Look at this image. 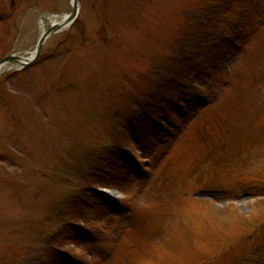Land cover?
<instances>
[{
    "label": "rangeland",
    "instance_id": "1",
    "mask_svg": "<svg viewBox=\"0 0 264 264\" xmlns=\"http://www.w3.org/2000/svg\"><path fill=\"white\" fill-rule=\"evenodd\" d=\"M78 1L0 75V264H264V0ZM70 9L0 0V60Z\"/></svg>",
    "mask_w": 264,
    "mask_h": 264
},
{
    "label": "bare ground",
    "instance_id": "2",
    "mask_svg": "<svg viewBox=\"0 0 264 264\" xmlns=\"http://www.w3.org/2000/svg\"><path fill=\"white\" fill-rule=\"evenodd\" d=\"M52 20H57V18H52ZM58 21H59V20H58ZM45 28H46V27H45L44 25L41 26V33L45 31ZM32 55H33V54H32V50H31V51H29L28 53H26V56H25V57L29 59V58H31Z\"/></svg>",
    "mask_w": 264,
    "mask_h": 264
},
{
    "label": "trees",
    "instance_id": "3",
    "mask_svg": "<svg viewBox=\"0 0 264 264\" xmlns=\"http://www.w3.org/2000/svg\"><path fill=\"white\" fill-rule=\"evenodd\" d=\"M195 74H193L194 75V77H197V72H194Z\"/></svg>",
    "mask_w": 264,
    "mask_h": 264
}]
</instances>
